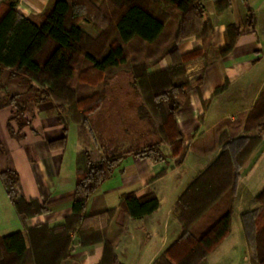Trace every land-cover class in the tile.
Segmentation results:
<instances>
[{"label":"crops","instance_id":"1","mask_svg":"<svg viewBox=\"0 0 264 264\" xmlns=\"http://www.w3.org/2000/svg\"><path fill=\"white\" fill-rule=\"evenodd\" d=\"M54 1L0 0V5L14 2L24 17L39 21ZM148 2V9L162 16L164 28L153 44L134 38L128 47V63L106 72L98 85L103 96L101 106L89 118L87 127L78 125L68 110H58L50 100L29 101L24 111L28 124L21 128L13 119L15 107H0V173L15 171L19 177L16 194L37 199L45 207L43 213L22 221L0 175V237L20 231L29 246L27 229L36 225L55 227L71 215L76 181L74 155L84 150L105 156L120 154L124 158L89 198L84 213L101 216L100 227L105 226L107 239L81 246L77 235L69 232L70 254L60 264H104L106 243L113 245L115 264H152L181 233L174 206L186 187L214 161L225 143L255 133L248 122L256 104L264 99V0H228L221 9L217 0H202V13L187 21L170 6L163 8L162 0ZM250 12L255 20L253 29L247 24ZM229 26L239 34L233 36L231 49L224 53ZM85 29L90 31V26L85 25ZM173 45L175 52L170 53ZM186 54L197 55L183 63L189 88L184 96L180 93L182 102L174 115L184 141L183 154L172 157L162 146L164 158L134 156V149L155 143L157 137L130 65L145 61L149 76L170 70ZM8 74L5 70L2 77L6 87L0 89L3 99L7 94L26 91L25 85L10 80ZM74 79L72 87L78 83ZM8 124L16 135L8 132ZM259 134L261 142L239 170L237 192H260L264 186V126ZM64 135L67 140L63 148L50 145ZM162 169L165 173L155 178ZM127 193L140 198L154 195L159 206L146 217L132 219L121 205ZM235 210L243 212L238 204ZM215 213L212 209L199 223L204 226L202 221H211ZM231 234L232 226L221 245ZM241 237L245 243L243 232ZM221 257L226 262L234 261L233 255Z\"/></svg>","mask_w":264,"mask_h":264},{"label":"trees","instance_id":"2","mask_svg":"<svg viewBox=\"0 0 264 264\" xmlns=\"http://www.w3.org/2000/svg\"><path fill=\"white\" fill-rule=\"evenodd\" d=\"M150 0H55L41 15L39 21L24 17L10 2L0 5V89L5 90L2 77L5 70L8 78L26 86L23 93L7 94L0 98V107L13 105V119L18 126L28 124L24 118L27 103L50 100L60 111H67L72 120L82 127L88 126L89 118L102 103L99 82L107 71L128 63V47L134 38L153 44L164 28V20L148 9ZM163 8L175 9L184 21L200 15L202 0H162ZM145 2V4H144ZM163 5V4H162ZM221 9L228 0H217ZM107 7H110L107 9ZM247 24L254 28L255 20L248 13ZM90 26V31L85 29ZM228 28V43L223 52L233 45V36L239 30ZM176 40L179 37L175 38ZM175 52V46L169 48ZM197 54L181 56V62L168 71L146 74L147 63L140 61L130 65L136 87L142 96L143 105L155 123L157 141L143 149L133 150L138 157L164 158L161 147L166 146L172 157L184 151V141L175 122V112L181 105L180 93H185L189 84L183 77V63ZM77 76V85L70 82ZM90 87L84 93L81 88ZM184 96V95H182ZM181 97V96H180ZM250 115L248 127L253 135L238 137L224 144L214 161L186 187L177 199L174 211L181 226L178 238L152 264H203L230 234L232 204L222 208L223 197H234L238 190L239 170L261 142L259 131L264 126V99L256 104ZM258 120L254 127L251 124ZM8 132L16 135L12 126ZM66 136L50 142L52 147L63 148ZM124 155L105 156L95 151L84 150L75 158V190L72 213L62 224L55 227L36 225L27 229L25 239L20 231L0 237V264H60L68 258L71 248L69 232L73 231L81 246L107 239L105 226L101 228L100 215L86 216L89 198L107 181ZM165 169L155 178L162 176ZM6 192L22 221L39 215L45 207L37 199L18 196L15 185L18 174L6 169L0 173ZM255 199L262 211L240 214L242 228L251 238L254 236L258 264H264V223L256 228L254 219H264V186ZM121 205L132 219H140L157 210L159 203L154 195L137 197L127 193ZM212 209L216 216L196 231V225ZM251 213L253 222L248 225L246 216ZM256 225V224H255ZM196 232H195V231ZM255 233V234H254ZM104 264H115L113 245L105 244ZM105 259V258H104ZM103 264V263H102Z\"/></svg>","mask_w":264,"mask_h":264},{"label":"rangeland","instance_id":"3","mask_svg":"<svg viewBox=\"0 0 264 264\" xmlns=\"http://www.w3.org/2000/svg\"><path fill=\"white\" fill-rule=\"evenodd\" d=\"M108 8L110 7H107V9ZM76 78L77 76L74 79L75 81L77 80ZM81 89L83 90L84 93H87L88 91L91 90V88L88 86L83 87ZM257 121L258 120H254L251 123L253 127ZM71 140L72 139L69 137V142ZM143 148H136L134 150H139ZM75 158H76V155H74V165H75ZM258 193L259 192H236L234 197H230V196L223 197V199L220 202V206H222V208H225L232 204L233 209H234V213L232 215V234L230 238L227 241H225L213 255L208 257V259H206V261L203 264H227V263L228 264H258L257 258H256L257 255H256V246L254 242V236L252 235L250 238L246 234V237H245V232L242 229V225H241L240 214L237 212V210H235V206L236 204H238V207L241 208L243 212H251L255 210V216L259 214L260 213L259 211L260 210L262 211V206L255 199V196ZM242 195L244 197H242ZM216 215L217 214L215 213L212 215V217H215ZM251 215L253 214L249 213L246 216L248 225H251V223L253 222V219H251L252 217ZM212 217L210 218L211 220H212ZM202 222L204 224L208 223V222L205 223V221H202ZM263 223H264V219L260 218V216L257 218V220L256 218L254 219V226H256V228L262 226ZM201 228H202V223H197L196 231H199ZM242 232L244 235L245 243H242L243 241L241 237ZM224 255H227V256L233 255L234 261L226 262L225 260H221L222 258L221 256H224Z\"/></svg>","mask_w":264,"mask_h":264}]
</instances>
